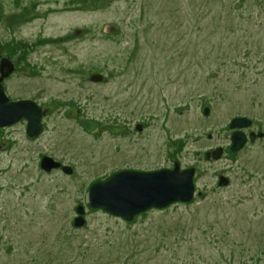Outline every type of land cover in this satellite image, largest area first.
I'll list each match as a JSON object with an SVG mask.
<instances>
[{
  "label": "rangeland",
  "instance_id": "rangeland-1",
  "mask_svg": "<svg viewBox=\"0 0 264 264\" xmlns=\"http://www.w3.org/2000/svg\"><path fill=\"white\" fill-rule=\"evenodd\" d=\"M0 46L8 95L49 108L35 139L0 127V264H264V138L232 155L228 127H264V0H0ZM174 162L190 201L130 221L88 205L91 183Z\"/></svg>",
  "mask_w": 264,
  "mask_h": 264
},
{
  "label": "water",
  "instance_id": "water-1",
  "mask_svg": "<svg viewBox=\"0 0 264 264\" xmlns=\"http://www.w3.org/2000/svg\"><path fill=\"white\" fill-rule=\"evenodd\" d=\"M1 50V48H0ZM14 69L10 59L2 57L0 59V127H5L18 122L21 119L26 121V133L28 136H36L42 130V117L45 110L29 99L10 100L5 94L2 80L7 77ZM103 78L102 74L95 73L90 76L92 81H99ZM206 115L208 108L202 109ZM66 115L73 117L75 110L70 109ZM79 124L84 130L91 132L98 124L88 118L81 119ZM250 125V119L245 116H235L229 120L228 127L234 129L229 136L230 150L239 149L246 141L241 128ZM140 129V127H137ZM100 129L113 130L111 127L102 126ZM251 134V133H250ZM261 135V134H258ZM251 137V136H250ZM221 147H215L204 154L205 158L217 159L221 154ZM42 169L49 171L51 168L61 166L59 161L51 157L41 159ZM62 170L72 173V168L63 165ZM192 167L179 169L176 162L172 168H161L151 171L121 170L113 173L107 179L95 181L89 185L87 190V202L92 208H100L104 211L130 221L136 215L148 209H161L174 202H188L194 195ZM218 185H225V176L218 175ZM77 217L74 219L75 226L84 224V208L78 205Z\"/></svg>",
  "mask_w": 264,
  "mask_h": 264
},
{
  "label": "flooded vegetation",
  "instance_id": "flooded-vegetation-1",
  "mask_svg": "<svg viewBox=\"0 0 264 264\" xmlns=\"http://www.w3.org/2000/svg\"><path fill=\"white\" fill-rule=\"evenodd\" d=\"M0 48H1V46H0ZM2 49V48H1ZM1 55H0V59H1ZM13 73V71L7 76V77H5L3 80H2V84H3V88H4V91H5V94L7 95V97L10 99V100H18V99H29V100H32V101H34L37 105H39L41 108H42V110H45V115L42 117V120H41V122H42V130H41V132L38 134V135H40L42 132H43V126H44V124H43V118L47 115V113L49 112V108L47 107V106H45L44 104H42V102H38V101H36V100H34V99H31V98H12L11 96H9L8 95V93H7V91L5 90V86H4V82H5V80L11 75ZM102 79H104V78H102ZM71 109H74L75 110V115L73 116V117H75L76 115H77V109H76V107H72ZM70 110V109H69ZM68 111V110H67ZM66 111V112H67ZM66 112H65V115H66ZM67 116V115H66ZM83 119V118H82ZM88 119H90V118H88ZM81 119H79L78 120V122L80 121ZM93 120V119H92ZM94 121H96V120H94ZM18 122H24L25 123V125H26V121L24 120V119H21V120H19ZM97 122V124H98V126L94 129V130H92L91 132H88V131H86V130H84V128L82 127V129L84 130V131H86V132H88L89 134H93V133H97V132H103V131H105L106 133H116V132H118V131H120L121 130V126H118V125H109V124H100L98 121H96ZM17 123V122H16ZM15 124V123H14ZM251 124H252V122H251V120H250V125H248L247 127H244V128H241L240 130L244 133V135H245V137H246V141H245V143L239 148V149H237V150H234V151H231L230 150V148H229V151H230V154H232V155H234L235 153H237L238 151H240L241 149H243V147L247 144V143H249V142H254L255 140H257V139H262V138H264V127H255V128H250V126H251ZM13 125V124H12ZM9 126H11V125H9ZM9 126H7V127H9ZM102 126H108V127H111L113 130H109V129H107V130H103V129H100V127H102ZM26 127V126H25ZM137 127H140V129H138ZM2 128H6V127H2ZM135 128H136V130H138V131H140L141 129H142V126H141V124H136V126H135ZM232 131H234V129H232ZM232 133V132H231ZM230 133V134H231ZM251 133V134H250ZM258 134H261V135H258ZM26 135H27V133H26ZM38 135H36V136H32V137H30V136H28L27 135V137L28 138H32V139H35V138H37V136ZM251 136V137H250ZM229 146H230V144H229ZM45 156H47V157H51V158H53L54 160H56V161H59L60 162V164H61V166L60 167H58V168H56V169H61V167L63 166V165H68L69 166V164H66V162H64L63 160H61V159H58V158H56V157H53L52 155H49V154H46V153H44V154H41L40 155V161H41V159H42V157H45ZM211 157V156H210ZM210 159V158H209ZM177 163V162H176ZM71 167V166H70ZM180 169V168H179ZM146 171H151V170H146ZM219 175V174H218ZM227 179V178H226ZM217 181H218V179H217ZM227 183H228V179H227Z\"/></svg>",
  "mask_w": 264,
  "mask_h": 264
}]
</instances>
